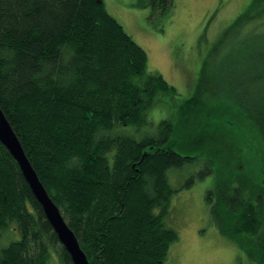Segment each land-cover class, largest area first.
I'll list each match as a JSON object with an SVG mask.
<instances>
[{
  "label": "trees",
  "instance_id": "1",
  "mask_svg": "<svg viewBox=\"0 0 264 264\" xmlns=\"http://www.w3.org/2000/svg\"><path fill=\"white\" fill-rule=\"evenodd\" d=\"M174 1L149 0L150 15ZM174 93L103 0H0V108L89 264H167L178 239L165 222L168 170L196 158L174 148L170 116L150 114ZM258 105L249 116L264 139V97ZM242 174L205 199L219 232L264 264V199ZM9 228L18 235L0 264H47L52 252L72 264L0 141L1 240Z\"/></svg>",
  "mask_w": 264,
  "mask_h": 264
},
{
  "label": "rangeland",
  "instance_id": "2",
  "mask_svg": "<svg viewBox=\"0 0 264 264\" xmlns=\"http://www.w3.org/2000/svg\"><path fill=\"white\" fill-rule=\"evenodd\" d=\"M103 1L145 49L147 69L175 88L156 101L151 116H170L174 148L196 156L168 170L175 191L165 222L178 239L166 263L258 264L219 232L205 193L219 201L239 171L264 199V139L249 116L264 97L256 77L264 71V0H175L159 17L150 15L149 0ZM13 233H4L0 247L17 239ZM47 264L62 263L52 252Z\"/></svg>",
  "mask_w": 264,
  "mask_h": 264
},
{
  "label": "water",
  "instance_id": "3",
  "mask_svg": "<svg viewBox=\"0 0 264 264\" xmlns=\"http://www.w3.org/2000/svg\"><path fill=\"white\" fill-rule=\"evenodd\" d=\"M0 141L7 147L25 178L35 199L40 204L44 215L53 228L59 242L68 252L72 264H89L79 241L68 226L60 209L48 194L38 174L26 156L21 142L0 108Z\"/></svg>",
  "mask_w": 264,
  "mask_h": 264
}]
</instances>
